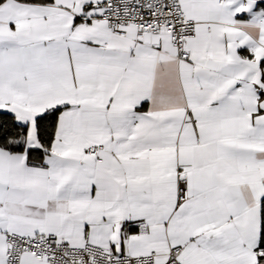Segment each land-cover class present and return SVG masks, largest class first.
<instances>
[{
	"label": "snow or ice",
	"instance_id": "obj_1",
	"mask_svg": "<svg viewBox=\"0 0 264 264\" xmlns=\"http://www.w3.org/2000/svg\"><path fill=\"white\" fill-rule=\"evenodd\" d=\"M0 264H264V0H0Z\"/></svg>",
	"mask_w": 264,
	"mask_h": 264
}]
</instances>
